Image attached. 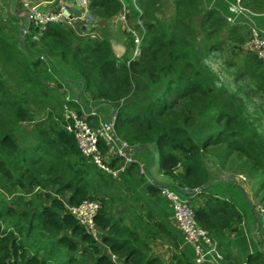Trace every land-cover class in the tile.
Masks as SVG:
<instances>
[{
	"label": "trees",
	"instance_id": "trees-1",
	"mask_svg": "<svg viewBox=\"0 0 264 264\" xmlns=\"http://www.w3.org/2000/svg\"><path fill=\"white\" fill-rule=\"evenodd\" d=\"M152 1L135 0L143 9L133 12L135 18L144 19V34L138 55L130 57L128 50L125 58H118L105 39L78 37L61 22L47 23L39 31L31 24L20 34L15 16L6 12V20L0 18V110L4 107L1 104H7L16 123L30 119L29 101L38 96L56 112L62 109V102L75 110L79 107L78 113L81 104L88 101L112 103L114 134L131 147L148 145L158 171L167 178L165 182L187 189L205 184L185 196L193 207L196 223L215 238L237 227L241 216L229 198L207 191L219 173L232 183L238 182L233 172L224 174L211 163L228 166L231 171L237 166L238 155L245 157L247 164L263 175L253 193L264 209V138L257 125L241 114L243 96L223 85L200 61L206 48H217L218 42L210 41L207 36L211 31L206 28L205 36L197 38L191 22L200 12V27L213 22L219 30L227 29L226 39L243 43L240 30L246 27L236 23V18L249 10L241 5L243 9L233 13L228 5L234 0H228L224 15L217 7L202 6L203 0H173V12L160 19L152 14ZM91 5L105 15L117 13L122 6L119 0H92ZM226 16H232L233 21H227ZM171 26L181 33H170ZM10 28H14L15 36L10 35ZM247 56L248 65L239 76L252 83L246 91L264 94V63L252 51ZM64 64H70L73 73ZM50 71L58 76L53 86L46 83ZM80 78L84 100L80 96L78 100H65V90L58 89L61 81ZM54 118L62 121L61 114ZM85 118L90 126L99 122L96 114L87 113ZM33 132L32 139L23 145L8 123L0 124L1 184L27 181L51 192L45 193L46 200L19 211L0 201V264H165L160 256L149 252L140 233L151 237L157 234L175 244L171 230L148 211L145 216L149 222L140 217L127 225L107 210L121 188L119 180L84 157L62 124L51 127L42 122ZM97 147L101 152L107 149L101 137ZM204 152H213V161ZM118 164L117 157L109 161L110 166ZM149 181L148 191L163 196L160 186ZM96 186L106 195L94 217L101 230L99 240L86 232L63 205L89 197ZM126 197L118 198L131 213L136 204ZM7 218L8 226L2 223ZM139 221L141 224H137ZM216 245L218 248V241ZM110 253L120 262L113 261ZM172 258L177 264H194L175 253Z\"/></svg>",
	"mask_w": 264,
	"mask_h": 264
},
{
	"label": "crops",
	"instance_id": "crops-1",
	"mask_svg": "<svg viewBox=\"0 0 264 264\" xmlns=\"http://www.w3.org/2000/svg\"><path fill=\"white\" fill-rule=\"evenodd\" d=\"M65 1L67 6L69 7L70 12L76 13L78 9L81 8L80 5L77 4L79 0H35L37 3V7L41 10H53L56 9L59 3ZM122 4V8L124 9L125 14L121 12V9L112 15H105L99 12L100 10L90 6V2L87 3V8L91 14H95V20L91 22V24L86 23V20H83L82 23H86L84 30L81 27L72 26L71 24H67L66 26L74 32L78 37H89L94 39H105L111 49L114 51L116 55L120 52L119 50H130L131 47V39L128 36V33L124 27V21L128 23H133L138 17L135 18L136 14L133 12L136 10L135 3L132 2V7H129L127 1L119 0ZM228 0H203L205 6H214L217 7L222 14H227L226 3ZM246 3H249V6L246 7L249 10V13L240 14L236 18V23L249 28V27H257L258 31L261 35L264 36V0H243ZM76 2V3H75ZM3 6L6 9L7 13L10 15H14L19 31L21 30V22L18 17H21L24 20V29L26 30L28 26V19L25 15V10L21 7L19 0H2ZM8 5V7H7ZM0 7L1 1H0ZM134 7V8H133ZM3 8V9H4ZM122 13V14H121ZM134 13V14H133ZM133 14V15H132ZM6 15V14H5ZM4 17V14L0 15V18ZM134 18V19H133ZM17 27V26H16ZM81 31H84L88 34H84ZM21 32V31H20ZM22 32V33H23ZM58 76L53 72H49V79H47L46 83L48 85H55ZM76 80V81H74ZM74 81L80 86V81L77 79L67 80ZM64 83V81H63ZM61 81V86L59 92L61 90H65L63 96L69 98L74 97L71 92L75 86H71V90L66 89V86ZM88 101L86 104H89ZM95 110L91 109L89 111L81 109L83 114H95ZM98 116V115H97ZM98 121L101 122L103 120L100 117H97ZM142 155L136 156L140 163L128 164L120 173H119V183L120 187L117 189V192L114 196V204H112V209L109 210L115 217H119L122 222L127 225H132L130 220H138L140 217L144 220V222H149L150 220L145 216V212L148 211L149 214L153 217V219L164 223L168 229L174 235L175 244L171 243L169 239L163 238L161 236L153 237L150 241L151 251L150 253L154 255L160 256L165 264H177L175 259L172 258V254H176L177 256L186 257L187 261L193 262V250L189 243H186L183 240L182 234L178 229L176 223L174 222L170 210V206L168 201H165V205L162 201L163 196L158 193L154 194L148 191L146 183H149V177H145L146 170L145 166L150 162L151 156L147 150H144ZM149 171L152 172L153 177L160 181H167V178L158 171L157 166L154 163L149 167ZM145 177V181L141 183L139 179ZM237 178V176H236ZM213 183L211 186L207 188L208 192L220 194L229 198L235 205V201L232 199V194L235 196V200L241 199L238 195H236L235 190H232L233 186L238 187L240 190V196L245 201H248L250 204V212L251 216L249 218H245L243 216L241 208L239 209L241 221L234 227L233 229L222 231V234L218 235L216 241H218V250L221 252L222 258H220V262H215L216 264H264V225L262 224L260 212L258 204L255 203L253 198L257 196H252L251 192L253 191L252 186L250 187V183L245 186H241L242 181L235 182L222 176L220 178L218 175L212 179ZM222 181V183H226L222 185V192L217 191L216 182ZM230 184V185H228ZM241 187V188H240ZM244 187V188H243ZM237 189V188H236ZM102 193V192H101ZM103 194V193H102ZM254 194V193H253ZM105 195V193H104ZM123 195H127V200L133 204H136L134 207V211L128 213V210L124 207L123 201L118 197H123ZM106 196V195H105ZM135 200V201H133ZM166 200V199H165ZM146 202V203H145ZM117 203V204H116ZM249 212V213H250ZM141 214V215H140ZM137 224H141V222H137ZM154 230V229H153ZM261 230L263 233L261 234ZM259 235V236H258ZM141 237H147L144 232L140 233ZM146 242V241H144ZM104 248V247H103ZM211 264V263H208Z\"/></svg>",
	"mask_w": 264,
	"mask_h": 264
},
{
	"label": "rangeland",
	"instance_id": "rangeland-1",
	"mask_svg": "<svg viewBox=\"0 0 264 264\" xmlns=\"http://www.w3.org/2000/svg\"><path fill=\"white\" fill-rule=\"evenodd\" d=\"M0 1H1V6H2L0 7V15L4 14V17L2 16V18L6 20L5 14L7 11L3 6L2 0ZM134 2L135 0H133V3ZM239 2L245 9H247L246 8L247 6L245 5L246 1L239 0ZM127 4H128V11H129V7H132V2L127 1ZM149 4L152 6V14L153 16H155V18L162 19L165 17V15L171 14L174 10L173 0H153ZM201 5L205 6L203 2L201 3ZM135 6H136V10H138L139 12L140 11L143 12V9L140 8L141 6L137 2L135 3ZM199 15H200V12H198V14H195V18L193 17L192 22H191V25L196 30L197 38L205 36L204 28H206L207 30L211 31V34L207 36L209 37L210 41L218 42L217 44H215L217 48H211V47L206 48V50L204 51V54L200 58L201 59L200 61L202 62V64L207 65L219 77L223 85H225L228 89L233 90L236 93H239L243 96V99L245 100V105H244L243 110L241 111V114L244 116L246 115L248 121H252L254 125H257V130L261 133V135L264 138V94L258 91L255 92L253 90L246 91V89H248L252 83L248 78H243L242 76H239L243 73L242 71L248 65L247 54L251 53L249 49L245 50L246 45L244 43V40H246L247 37L249 36L251 27L243 28L244 30H240L243 36V43L241 42L242 44L238 42H232V41H229V39L225 38V34H226L225 31H227L226 28H220L219 30L217 26L215 25V23L213 22L209 24L207 23L206 25L203 26V28L200 27L198 25ZM225 19L228 21L227 17ZM153 20L154 19H152V21ZM141 21L143 23L144 19H142ZM13 27H14V24H13ZM170 29H171L170 33L173 32L175 36L176 34L181 33L180 30H177L174 26H171ZM13 30L14 28L10 31L11 36H15ZM240 44H241V50H240ZM119 51L122 53H119L117 55L118 58L127 57L126 56V54L128 53L127 49L119 50ZM63 66L66 68H69L68 71L73 73L72 69L70 68V64H64ZM11 82L12 81H10V83ZM63 84L66 86V89H69V90H71V86H75L71 92V94L75 98V95L77 91L79 90L80 86L74 81H67V80H64ZM80 99L81 101L84 100L83 95L80 96ZM96 101H99V100H96ZM29 103H30L31 112H32L30 119L24 120V121H17L16 123L12 122L11 110L7 108V104H1L4 107L2 110H0V124L2 121L8 123L10 125V129L14 131L19 144H23V145L27 144L30 141V139H32V135L34 134L33 131L36 128V126L39 125V123H42V122L43 124L48 123L51 127H55L56 125L61 126L60 120L54 118L55 115L61 114V110H57L58 112H56V110H50L49 103H46V99H41V97L38 96V97H34V100H30ZM90 103H93V102H90ZM82 108L83 107H81V109ZM83 109L87 111L91 109L95 110L94 112L96 116L98 115L100 119L103 121L106 119V117L108 116L111 110L110 105L104 101H100L99 103L95 104L94 107L92 108H83ZM79 110H80L79 107H76V111L79 112ZM49 114H51V118L49 117ZM143 152H145L144 149H141L138 152L133 153V154L138 157L142 155ZM213 155H214L213 152H204V156L207 159H211L212 161H213ZM237 160H238L237 161L238 163H236L237 166H234L231 171L230 169H228V166L222 167V165H218V164L216 165L214 163H211V165L214 168H217L218 171L220 172L223 171L224 174L227 171L233 172V174L237 176L238 181L239 180L242 181L243 185L241 186H245L250 183V187L252 186L253 188L252 190H254L259 179L263 176L262 173L259 172L258 169L251 168L247 164V159L245 157L238 155ZM211 165L209 166L210 169H212ZM151 176H153L151 171H149V173H146L145 175V177L146 178L149 177V179H151ZM218 176L222 178V173H219ZM145 177H142L141 179H139V181L143 183L142 181H145L146 179ZM216 183H218L216 186L217 191L222 192L223 191L222 185H225L226 183H222V181H218ZM147 184L148 183H146V186ZM96 188L97 189L92 191L90 196L86 198L96 200L100 204L102 198L105 195L101 193V190L98 189V186H96ZM49 189L50 188L47 189L45 186H40V185L35 186L34 183H32V185H29L27 181H24L22 184H16V183L11 184V182L7 184H4V183L1 184L0 182V201L3 203L4 206L7 205L8 208H11L13 211H19L20 209H23L24 207H27L29 205H36L38 202L42 200H46L45 193H51L50 191H48ZM232 190H235L236 195L241 197V199L235 200L236 198L232 194V199L235 201V206L237 207L238 210L241 208L242 214L243 216H245V218H249V216H251L250 204L248 203V201H245L242 198V196H240L241 195L240 192L237 191V190H240L238 187L233 186ZM178 195L181 199H186L187 197L180 193H178ZM251 195L254 196L253 191L251 192ZM165 199L162 198L164 205H165V201H167V199L166 200ZM253 199L255 200V203L258 204V198L255 197ZM114 203H115L114 200H111V204H114ZM113 207H116V206H113V205L108 206L107 209H110V208L112 209ZM256 207H258L259 210L262 208L261 205H257ZM170 210L172 211L171 206H170ZM2 223L7 224L8 226L9 218H7V221L2 220ZM151 233L155 234V231L152 229ZM262 233L263 231L261 230V234ZM20 235L23 236V233ZM153 237L151 236L142 237L143 240L146 241L145 243L148 245L149 252L151 251L150 241L153 239ZM25 241L27 240L25 239ZM39 251L42 253L41 250ZM218 262H220V260H218ZM83 264H89V262L86 261Z\"/></svg>",
	"mask_w": 264,
	"mask_h": 264
},
{
	"label": "built area",
	"instance_id": "built-area-1",
	"mask_svg": "<svg viewBox=\"0 0 264 264\" xmlns=\"http://www.w3.org/2000/svg\"><path fill=\"white\" fill-rule=\"evenodd\" d=\"M92 0H79L77 4L81 6L78 12L72 13L65 1L59 3L56 9L41 10L37 7L35 0H19L21 7L25 10L27 19L37 27L39 31L45 24L50 22H61L71 24L72 26L81 27L84 30L86 23L91 24L96 18L87 8V3ZM76 3V2H75ZM228 8L233 13L240 12L243 8L239 0L229 3ZM121 12L125 14L121 6ZM121 13V14H122ZM228 21L232 22V16H226ZM86 20V23H82ZM124 27L131 39L130 57H135L140 51V45L144 34V27L140 19H136L133 23L124 21ZM84 34H88L81 31ZM37 34L33 35L36 38ZM246 49L252 51L264 63V36L260 32L251 27L249 36L244 41ZM65 100L68 98L65 96ZM61 124L63 128L70 132L75 140L76 146L80 153L96 164L99 168L109 173L113 178H119V173L130 163H140L137 157L130 152L131 146L124 140L120 139L113 131L114 114L108 121L98 122L95 126H90L85 115L78 113L67 102L61 104ZM102 138L107 144V149L101 152L97 147L98 138ZM117 157L119 164L110 166L109 161ZM242 178V176H241ZM159 192L167 199L172 208L171 214L174 222L180 230L183 240L189 243L193 250V263L216 264L221 256L218 250L216 240L208 231L196 223L194 210L187 199H181L178 192L169 186H160ZM64 208L71 213L84 230L88 232L95 240H99L101 230L97 226L94 217L99 208L96 200L84 198L76 204L63 202ZM262 224L264 225V209L259 210ZM108 251V250H107ZM109 252V251H108ZM110 258L119 263V259L113 254H109Z\"/></svg>",
	"mask_w": 264,
	"mask_h": 264
},
{
	"label": "water",
	"instance_id": "water-1",
	"mask_svg": "<svg viewBox=\"0 0 264 264\" xmlns=\"http://www.w3.org/2000/svg\"><path fill=\"white\" fill-rule=\"evenodd\" d=\"M7 7H8V5H7ZM18 18H19V20H20V22H21V30H20L21 32H20V34H22L23 29H24V23H23L24 20H23L21 17H18ZM30 23H31V22L28 21V24H30ZM20 40H21V38L18 40V42H20ZM79 81L81 82V86H80L79 90L77 91V93H76V95H75V99H76V100L79 99V96H80V94H81V92H82V90H83V86H84L82 80L79 79ZM99 102H100V100H99V101H96V102H93V103H90V104H82L81 106H82L83 108H92V107H94L95 104H97V103H99ZM110 105H111V110H110L108 116L106 117V119L104 120V123H108V121L110 120V118H111V117L113 116V114H114L115 106H114L112 103H110ZM141 149H146V150H148V152H149L150 155H151V160H150V162L145 166V170H146V172L149 173V167L154 163V161H155V156H154V153H153V152L150 150V148L148 147V145H146V144H141V145H138V146H132V147L130 148V152H132V153H136V152H138V151L141 150ZM151 179H152V181H153L155 184H157V185H159V186H170V187H173V188L176 189L178 192H180V193H182V194H184V195H191V194L197 192L198 190L202 189L203 187H205V184H203V185H200V186H198V187L189 188V189H187V188H180V187H178V186H177L175 183H173V182L160 181V180L156 179V178L153 177V176H151Z\"/></svg>",
	"mask_w": 264,
	"mask_h": 264
}]
</instances>
